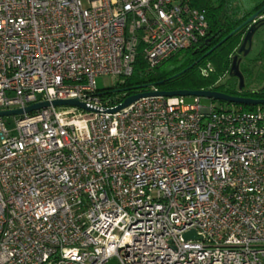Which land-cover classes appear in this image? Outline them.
<instances>
[{
	"label": "built area",
	"instance_id": "built-area-1",
	"mask_svg": "<svg viewBox=\"0 0 264 264\" xmlns=\"http://www.w3.org/2000/svg\"><path fill=\"white\" fill-rule=\"evenodd\" d=\"M207 31L188 0H0V111L92 109L0 117V264H264V108L110 112L122 101L97 86Z\"/></svg>",
	"mask_w": 264,
	"mask_h": 264
},
{
	"label": "trees",
	"instance_id": "trees-1",
	"mask_svg": "<svg viewBox=\"0 0 264 264\" xmlns=\"http://www.w3.org/2000/svg\"><path fill=\"white\" fill-rule=\"evenodd\" d=\"M188 2L192 7L205 11L208 31L204 40L200 42L201 44L207 43L205 48L199 49V45H196L181 50L153 68L148 66L141 53H137L130 76L124 78L123 81H118L114 87L98 90L113 97L115 102L122 101L131 94L153 88L160 91L212 89L231 95L264 98V88L255 92H244L228 89L220 83V77L223 74L232 75L230 67L235 56L239 71L244 78V72L241 70L242 60L238 57V53H240L238 49L251 23L242 26L214 50L203 56L256 11L262 9L259 17L264 16V2L243 13H240L241 10L235 6V0H188ZM262 25H264V18H260L255 23V32ZM194 62L195 64L191 68L173 77ZM207 65H210L212 69L208 71L207 75H203L202 70ZM221 103L232 105L226 102ZM237 107L250 111L257 107L264 108V105H237Z\"/></svg>",
	"mask_w": 264,
	"mask_h": 264
},
{
	"label": "water",
	"instance_id": "water-1",
	"mask_svg": "<svg viewBox=\"0 0 264 264\" xmlns=\"http://www.w3.org/2000/svg\"><path fill=\"white\" fill-rule=\"evenodd\" d=\"M262 9L256 11L251 16H249L245 21H243L239 26H237L231 33H229L225 38H223L221 41H219L216 45H214L212 48H210L203 56L210 53L212 50H214L217 46H219L223 41H225L229 36H231L235 31L240 29L242 26L246 24H250L249 29L244 35V38L242 40V43L238 49L239 52L243 51L244 54L248 53L251 44H252V38L256 31L255 23L257 20L260 19L259 13ZM248 45L247 48L245 46ZM198 49V48H197ZM195 64L192 63L187 68L183 69L179 73H176L174 76H177L178 74L185 72L189 68H191ZM230 73L236 77L239 81V89L243 86V76L239 71L238 68V62L237 57H233L231 67H230ZM148 96H163V97H174V96H182V97H204L209 98L212 100H218L220 102H226L230 104H236V105H251V106H258V105H264V98H253V97H246V96H238V95H231L224 92L212 90V89H201V90H170V91H160V90H144L140 91L134 94H131L127 97H125L120 104H118L114 109L110 110V112H116L123 108L128 107L136 100L148 97ZM49 106L53 107H63V106H76L81 109L85 110H92L91 108L87 107L84 102L79 101L77 98H70V99H56L52 101H39L33 104H30L24 108H17V109H11V110H3L0 111V117H8V116H14V115H22L23 113H30L35 110H39L42 108H46ZM195 238V232L189 231L184 234V239H194Z\"/></svg>",
	"mask_w": 264,
	"mask_h": 264
},
{
	"label": "rangeland",
	"instance_id": "rangeland-1",
	"mask_svg": "<svg viewBox=\"0 0 264 264\" xmlns=\"http://www.w3.org/2000/svg\"><path fill=\"white\" fill-rule=\"evenodd\" d=\"M264 2V0H235V6L241 10L240 13L247 11L249 8ZM83 6H87V0H82ZM260 18H264L261 16ZM241 70L244 72L243 86L239 89V81L236 77L225 73L220 77V83L224 87L231 90H242L244 92H255L264 88V25H262L257 32L254 33L252 44L248 53L242 59ZM97 86L100 90L114 87L117 82V77L99 76L97 79ZM187 101L192 100V97H185ZM203 106L213 105L214 107H224L228 109L238 108L237 105L222 104L218 100L209 98H201ZM6 124L10 129L14 127L15 117L8 116L5 118ZM14 134V132H12Z\"/></svg>",
	"mask_w": 264,
	"mask_h": 264
},
{
	"label": "flooded vegetation",
	"instance_id": "flooded-vegetation-1",
	"mask_svg": "<svg viewBox=\"0 0 264 264\" xmlns=\"http://www.w3.org/2000/svg\"><path fill=\"white\" fill-rule=\"evenodd\" d=\"M198 45H199V49H200V48L202 49L203 47L205 48V47L207 46V43H204V44H201V43H200V44H198ZM247 47H248V45L245 46V48H247ZM246 54H247V53H246ZM246 54H244L243 51H241L240 53H238V57L242 60L243 57H244Z\"/></svg>",
	"mask_w": 264,
	"mask_h": 264
}]
</instances>
